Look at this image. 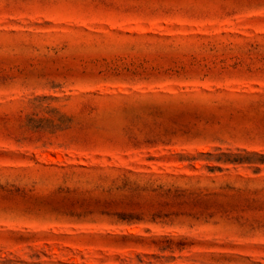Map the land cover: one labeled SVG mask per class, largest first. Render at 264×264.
Instances as JSON below:
<instances>
[{"label":"rangeland","instance_id":"1","mask_svg":"<svg viewBox=\"0 0 264 264\" xmlns=\"http://www.w3.org/2000/svg\"><path fill=\"white\" fill-rule=\"evenodd\" d=\"M0 264H264V0H0Z\"/></svg>","mask_w":264,"mask_h":264}]
</instances>
